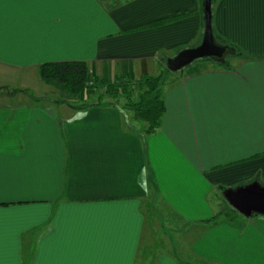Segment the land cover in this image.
<instances>
[{
    "label": "crops",
    "instance_id": "crops-1",
    "mask_svg": "<svg viewBox=\"0 0 264 264\" xmlns=\"http://www.w3.org/2000/svg\"><path fill=\"white\" fill-rule=\"evenodd\" d=\"M212 27L236 62L173 76L151 135L118 105L0 107V264H182L160 208L194 226L188 264H264V216L201 225L217 186L264 184V0H213ZM202 30L199 0H0V71L157 74Z\"/></svg>",
    "mask_w": 264,
    "mask_h": 264
},
{
    "label": "trees",
    "instance_id": "trees-1",
    "mask_svg": "<svg viewBox=\"0 0 264 264\" xmlns=\"http://www.w3.org/2000/svg\"><path fill=\"white\" fill-rule=\"evenodd\" d=\"M203 2L204 0H199L201 8ZM187 14L157 19L136 29L157 27ZM213 34L216 44L233 48L236 53L240 52L232 43L219 36L214 28ZM217 63L224 68L229 67V62L226 60ZM37 72L45 83L57 85L56 87H59L69 100H74L82 109L98 105H118L129 111L134 120L142 122L145 135L157 132L161 126L165 111L162 91L171 75V72L164 66L157 74L115 75L111 79H103L94 75L87 63L82 61L44 63L38 66ZM225 188L217 186L219 196L226 206L219 208L216 214L203 220L202 228L220 221L233 222L238 217L246 219L225 201L222 196V190ZM220 206L222 207V204Z\"/></svg>",
    "mask_w": 264,
    "mask_h": 264
},
{
    "label": "rangeland",
    "instance_id": "rangeland-1",
    "mask_svg": "<svg viewBox=\"0 0 264 264\" xmlns=\"http://www.w3.org/2000/svg\"><path fill=\"white\" fill-rule=\"evenodd\" d=\"M236 55H229L226 58L227 62H236ZM205 61L196 60L190 65L186 66L182 72L172 73L169 77V83L173 76L176 74L186 73L189 70L196 69L197 65L199 63H202ZM212 62V61H211ZM216 62V61H215ZM208 63H206L205 66ZM156 70L155 72L157 73ZM159 73V72H158ZM166 83V84H167ZM57 85L53 83H45L39 76L38 72L35 70H28V71H21L19 69H8L0 71V107L1 106H8V107H17V106H23V105H49V106H58L64 104V98L66 100L67 95L59 89V87H56ZM61 92V93H60ZM62 96H61V95ZM71 102V101H70ZM130 113V112H129ZM131 114V113H130ZM139 123L142 124L141 121ZM218 196V197H217ZM215 196L214 193L211 194L210 198L213 201V203L218 201V206L222 204L223 208L226 206V203L224 200L220 198L219 195ZM160 200V197H159ZM159 200L155 202L157 206H159ZM167 210V211H166ZM160 208L156 209L155 212L163 213V216L166 217L167 222L165 225V234H168L169 241H167L168 244H166V248L170 249L171 253L178 257L179 259H183L182 264H188L187 258L183 256L184 249L189 250V244L187 245L185 240V235H188L192 232L194 233V226L193 225H186L179 222L178 219L175 218L173 213L169 211V209L166 208ZM218 212V211H217ZM156 219H160V216H156ZM172 219H176L173 220ZM200 226V225H199ZM198 225H195L196 230L199 228ZM185 234V235H184ZM181 243V247L179 248L181 251L178 250V244ZM185 245V246H183ZM185 250V251H186ZM176 253V254H174ZM197 264H203V263H197Z\"/></svg>",
    "mask_w": 264,
    "mask_h": 264
},
{
    "label": "water",
    "instance_id": "water-1",
    "mask_svg": "<svg viewBox=\"0 0 264 264\" xmlns=\"http://www.w3.org/2000/svg\"><path fill=\"white\" fill-rule=\"evenodd\" d=\"M203 30L200 42L191 47L181 49L165 61L167 70L173 73L183 69L200 59H212L216 62L226 60L229 55L236 54L235 49L221 46L214 42L212 27V0L203 2ZM225 201L246 218L254 215L264 216V184L253 179L245 184L226 187L222 190Z\"/></svg>",
    "mask_w": 264,
    "mask_h": 264
}]
</instances>
